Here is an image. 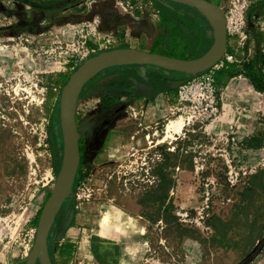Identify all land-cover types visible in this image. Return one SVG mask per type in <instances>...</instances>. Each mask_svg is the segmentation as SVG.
Returning a JSON list of instances; mask_svg holds the SVG:
<instances>
[{
  "label": "rangeland",
  "instance_id": "1",
  "mask_svg": "<svg viewBox=\"0 0 264 264\" xmlns=\"http://www.w3.org/2000/svg\"><path fill=\"white\" fill-rule=\"evenodd\" d=\"M55 1L46 10H35L26 3L0 0V264H24L34 245L42 209L63 159L58 98L67 78L80 66L77 54L89 47L97 55L107 49L104 42L112 46L109 36L104 37L97 23L91 22L92 16L108 11L100 0ZM230 1L221 2V8L228 11ZM115 2L123 15L138 17L148 10L164 14L170 25L157 32L159 50H165V35L170 43L173 25L180 36L178 50L188 58L204 54L213 42L212 28L206 35L195 32L198 25L194 24L187 36L181 33V24L188 25L185 12L168 2ZM240 6H245L246 23L228 39L227 54L234 63L223 60L217 74L228 64L238 63L243 69L244 63L264 54V18L256 13L264 9V1L240 0L239 12ZM141 68L117 69L112 78L90 83L91 96L80 109L96 106L99 91L107 97L118 91L134 94L139 85L148 84L147 78L137 75ZM256 69L264 75L261 62ZM180 85H174L175 94ZM126 103L124 110L131 105ZM149 118L146 111L135 120L138 125L128 121L117 126L108 150L100 151L104 135L92 136L90 146L84 142L78 182L84 189L81 206L89 203L100 210L102 205L95 215H104L103 206L110 204L146 224L147 261L139 258L138 264H264V131L259 151L244 148L240 141L210 147L198 128L164 142L161 129L160 136L145 129L156 127ZM177 118L173 115L171 120ZM169 121L160 128L165 131ZM162 143L169 147L164 156L153 148ZM165 177L173 181L167 198ZM79 185L69 201L78 199ZM151 194L161 199L150 203ZM164 211L177 217L170 219V226L161 220ZM177 226L196 239L181 236ZM51 242L55 264H81L75 248L58 258L60 248ZM142 247L139 256L145 251Z\"/></svg>",
  "mask_w": 264,
  "mask_h": 264
},
{
  "label": "crops",
  "instance_id": "2",
  "mask_svg": "<svg viewBox=\"0 0 264 264\" xmlns=\"http://www.w3.org/2000/svg\"><path fill=\"white\" fill-rule=\"evenodd\" d=\"M210 1L221 7V2L224 0ZM249 1L255 4L261 0ZM254 1L256 2L254 3ZM99 3L101 6L104 5L108 11L92 16L91 22L97 23L98 31L104 37L109 36V43H112V46L104 42L106 50L134 48L151 53L155 50L156 53L159 52L162 45H158L160 35L157 32L163 28L160 13L148 10L138 17H132L127 14L123 15L120 10L116 9L115 0H100ZM256 13L264 18V9H260ZM86 24L82 23V25ZM185 59L189 58L185 57ZM117 69H123V67L104 71L105 74H102L104 76L99 82L112 78L117 73ZM222 70L226 75L220 81V78L218 79L221 112L215 120L198 128L201 129V133L210 147L220 148L230 146L234 139L244 141L257 136L260 122L264 120V93L255 89L245 70L242 69V65L228 64ZM137 73L143 78L152 77L155 80H160L161 83L155 85L157 89L149 86V90H143L140 93L136 91L132 94L130 108L123 110L119 115L116 121L117 126L120 128L123 122L128 121L131 124H137L136 121L140 119V116H144L146 111L150 116L149 121L154 125L171 120L177 93L168 89L162 82L170 72L147 67L144 71L139 69ZM90 91H87V95L91 94ZM82 124L85 123L82 122ZM110 135L112 139L114 133H110ZM172 142H168V144L171 145ZM109 144L110 141L106 142L104 151L109 149ZM165 147V143L160 144L159 147L153 146L156 150H160L163 156ZM101 208L102 205L99 210L89 203L82 205L78 210L71 206L65 207L63 214L60 215L52 228L49 243L51 244L53 239L55 246L60 249L65 245L75 248L77 259L81 264H85L86 261L96 264H138L139 258L142 259L141 262L147 261L146 246L149 243L144 235L146 224L137 217H132L122 209L114 208L110 204L103 206L104 215H95V211H101ZM142 246L145 247V251L139 256L138 253L143 250ZM54 262L56 263L55 259Z\"/></svg>",
  "mask_w": 264,
  "mask_h": 264
},
{
  "label": "water",
  "instance_id": "3",
  "mask_svg": "<svg viewBox=\"0 0 264 264\" xmlns=\"http://www.w3.org/2000/svg\"><path fill=\"white\" fill-rule=\"evenodd\" d=\"M166 1L197 10L209 22L213 30V44L206 53L195 59H179L134 48H115L86 59L69 76L58 103L63 136V159L55 185L42 209L32 250L22 261L24 264H53L49 251L51 231L62 206L71 197L80 164V134L76 114L79 97L85 85L101 72L114 67L140 66L143 71L145 67H154L156 70L162 69L192 76L214 68L224 59L228 49L224 10L208 0ZM143 90H149V86L139 85L137 92L140 93Z\"/></svg>",
  "mask_w": 264,
  "mask_h": 264
},
{
  "label": "flooded vegetation",
  "instance_id": "4",
  "mask_svg": "<svg viewBox=\"0 0 264 264\" xmlns=\"http://www.w3.org/2000/svg\"><path fill=\"white\" fill-rule=\"evenodd\" d=\"M14 1L26 3V4L30 5L31 7H33L35 10H42V9L46 10L48 7H52V5L57 3L55 0H43L44 2L42 1V2H36V3L35 2L32 3L30 0H14ZM208 1H210V0H208ZM169 2L170 1H168V3ZM210 2H212V1H210ZM170 4L177 7V8L184 10V12H185L183 14V19L185 22L188 23V25H185L184 23L181 24L182 25L181 26L182 28H180L182 31L181 33H183L185 36H187L189 34L188 28L192 27L195 24V25H198V28H196L197 30L195 29V32L201 31L203 33H206V35H208V29L211 28V26H210L209 22L197 10L190 8L188 6L183 7L184 5L177 4V3L175 4L174 2H172V3L170 2ZM262 5L263 4H261V6ZM257 11H259V10H257ZM160 15H161L162 27L164 25L165 26H167L168 24L170 25V23L168 22V19L164 16V14L162 13ZM193 19H195V20H193ZM173 27H174V31H173V33H170L171 34L170 43L168 42V38L165 35V50H159V52H157V53H160V54L165 53V56H168V57L185 59V57H186L185 54L181 53L180 50H178V46L180 45L178 43L180 36L176 35V30L178 28L176 25H173ZM158 40H160V37L158 38ZM212 44H213V42H212ZM210 47H209V49H210ZM209 49H207V51ZM206 52H204V53H206ZM153 53H156V50ZM169 55H172V56H169ZM202 55L203 54H201L199 56L191 55V56H189V59H195V58H198ZM130 67H138V66H123V69H127ZM107 70H109V69H107ZM103 72H101L99 75H97L95 78H93L91 81H89L85 85V87H84V89L81 92L80 97H79V103H78L79 105L77 106V114H76V123H77L78 132L80 134V139H79L80 164H79L77 176H76L72 190H75L77 183L79 182V178L81 177V174H82L81 173L82 164H83V149H82V147H83L84 142L86 141L87 145L90 146L89 140L91 139L92 136L95 135V139H97L98 137H101L102 135H104L105 139L103 140V143L101 146L102 149L100 150V151H103L105 149V148H103V146L105 147L106 142L111 140L110 133H114L116 131V127L118 125V123H116V121H117L119 115L124 110L123 109V102H127L126 104L130 103V98H131L130 96L132 94H124L126 92H122L123 93L122 94L118 91V93L115 92L116 93L115 95L112 94L109 97H107V96H103V91H99L100 97H99V101L97 102L96 106H93L92 108L86 107V109L85 108L80 109V104L82 103V105H83V102L87 103V100L90 98L89 96H91V95H87V90L89 88L90 83H93L97 79L100 80V78H102V76H104L102 74H105ZM137 75L140 76V74H137ZM168 75L169 76H165V78H164L165 81H162V82L170 90L173 89L175 84H177V85L182 84V83L186 82L187 79H189L188 75L182 74V73L170 72ZM160 83H161L160 80H155L152 77H150V78H148V84H146V85L151 86L154 89L155 88L157 89V86L155 87V85L160 84ZM133 88H136V87L134 86ZM126 91H128V90H126ZM262 93H264V92H262ZM178 111H180L179 106L174 104L173 109H172L173 115H177ZM82 122H84L85 124H82ZM157 127H159V124L156 127H153V126L145 127V129L150 130V132L154 133V131L157 129ZM263 131H264V120L260 122V130H259V134L257 136L251 138L250 140H244V141L234 139L231 142L230 146L237 144L236 141H238V142L240 141V145L243 146L244 148L248 149V150H255V151L260 150L262 148V143H263V141L260 140V138L262 136L261 133H263ZM94 133H96V134H94ZM62 140H63V136H62ZM171 190H173V189H171ZM67 202H69L68 205H67ZM66 205L71 206L72 208L75 209L74 200L69 201V198H68L67 201L62 206L60 212L58 213L55 222L58 220L60 215L63 214L62 212H64V210H65L64 208L67 207ZM175 218H177V217L175 216Z\"/></svg>",
  "mask_w": 264,
  "mask_h": 264
},
{
  "label": "built area",
  "instance_id": "5",
  "mask_svg": "<svg viewBox=\"0 0 264 264\" xmlns=\"http://www.w3.org/2000/svg\"><path fill=\"white\" fill-rule=\"evenodd\" d=\"M240 0H231L229 2V10L225 11L226 25L228 32V39L238 33L243 29V25L246 23L245 6L239 12L236 7H238V2ZM96 55L95 50L89 47H83V50L77 54V61L81 64L86 59ZM227 60V63H234L232 56L227 53L223 60ZM223 60L219 63L223 65ZM203 72L198 75H192L190 80L182 83L178 87V91L175 98V104L179 106L180 111L176 116L184 119V126L182 132L178 135L181 137L186 136L187 132H192L194 129L204 126L205 124L215 120L221 111V96L220 88L217 77V67ZM158 126V125H156ZM161 132L164 133V129L157 127L154 131V136H160ZM79 183L77 184V186ZM82 187L77 188V197L75 201V209L81 208L80 199L83 196Z\"/></svg>",
  "mask_w": 264,
  "mask_h": 264
},
{
  "label": "trees",
  "instance_id": "6",
  "mask_svg": "<svg viewBox=\"0 0 264 264\" xmlns=\"http://www.w3.org/2000/svg\"><path fill=\"white\" fill-rule=\"evenodd\" d=\"M162 1L168 2L166 0H162ZM183 7H185V6H183ZM163 55H165V53H163ZM169 56H172V55H169ZM259 62H261L262 65H264V54H262V53L259 56H257V58H255L252 61H250L249 63H244L243 64V70H245V73H246L247 77L249 78V80L251 81V83L255 87V89L260 91V92H264V75L262 74L261 69H256ZM225 75H226L225 71L221 70L217 74V77L219 79V78H222ZM68 79L69 78H67V81H68ZM67 81H66V83H67ZM59 98H58V102H59ZM58 111H59V109H58ZM172 188H173V181L172 180H167L166 177H165V198H167V195H168L169 191ZM149 199H150L149 200L150 203H154V202L160 200L161 197L160 196H155L154 194H151ZM149 218L151 220H153L152 216H150ZM171 218L175 219V216H170L166 211H164L161 220L164 221L166 225L170 226V224L172 223V221L170 220ZM212 227H213V229L215 231L217 230L215 226H212ZM177 231H179L181 236H187V237H189L191 239H196L193 236L192 232H190L188 230H184V229L181 230V228H179V226H177ZM71 249H72V247L70 245H65L64 247H62L60 249L61 257L65 256L66 252L69 253ZM49 251H50V256L52 258L53 264H55L54 258H53L52 252H51V248H50V243H49Z\"/></svg>",
  "mask_w": 264,
  "mask_h": 264
},
{
  "label": "bare ground",
  "instance_id": "7",
  "mask_svg": "<svg viewBox=\"0 0 264 264\" xmlns=\"http://www.w3.org/2000/svg\"><path fill=\"white\" fill-rule=\"evenodd\" d=\"M184 123L182 118L170 120L165 128V135L160 141L174 140L176 135L182 132Z\"/></svg>",
  "mask_w": 264,
  "mask_h": 264
}]
</instances>
